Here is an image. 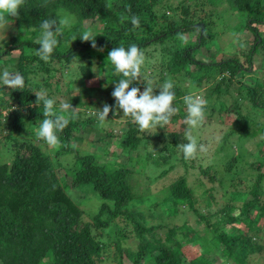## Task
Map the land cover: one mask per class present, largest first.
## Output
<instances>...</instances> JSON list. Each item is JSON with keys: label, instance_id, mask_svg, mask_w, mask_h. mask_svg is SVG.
<instances>
[{"label": "trees", "instance_id": "trees-1", "mask_svg": "<svg viewBox=\"0 0 264 264\" xmlns=\"http://www.w3.org/2000/svg\"><path fill=\"white\" fill-rule=\"evenodd\" d=\"M161 0H25L19 10V16L9 17L15 29H21V34L8 39L6 47L0 51L8 55L17 51L15 70L24 78L22 90H12L7 94V101H2L0 110V136L8 155L7 166L0 163V260L1 264H97L100 260L103 246L91 235V227L99 228L108 224L113 218L125 216L132 225L137 239L136 249L128 250L119 246L116 239L118 257L123 253L127 257L126 264H182L185 258L183 246L186 242H196L201 234L208 235L209 243H219L220 253L233 264H246L253 255L262 251V245L256 241V232H251L250 224L258 222L264 217V194L259 195L255 183L246 185L249 198L240 204L232 199L235 186L239 183L236 177L230 179L225 189L223 206L211 213L195 215L203 222L202 233L194 227L188 226L180 232L179 238L173 237L176 226H169L165 236H154V225L145 226L143 216L127 207L136 196L132 191V184L128 179L131 172L123 165H106L94 162L92 154H79L69 145V140L75 130L86 126L91 119L70 120L69 124L59 132L61 146L54 152L56 155L73 152L70 171V184H60L56 178L50 158L29 140H18L16 134L24 125L30 126L37 119H44L42 104H36V87L45 91L50 88L49 78L55 69L68 67L74 60H80L78 70L82 80L90 79L92 61L87 58L82 61L83 52L103 49L104 56L113 47L127 48L136 44L143 52L149 44L164 43V39L185 31L195 30V40L187 45L166 47L158 60L159 79L163 81L168 75L175 79V96L187 94L185 85H179L188 77L190 83L199 87L211 78V72L221 73L219 78L236 76L241 63L238 57H231L219 61H202L195 59L191 52L203 43L202 20L183 21L178 26L160 29L153 8ZM228 8L242 14L243 26L252 34L253 41L244 55V61L251 65L253 55L259 53L264 56V36L257 30V25H264V0H224ZM216 4L220 0H208ZM67 11L74 15L75 22L64 33L58 36V44L54 49L50 62H45L35 55L39 47L36 39L39 36L40 24L45 19H59V12ZM186 12V9H183ZM101 15V16H100ZM139 17V26L131 24L130 17ZM100 16L103 19L102 28L93 34L97 47L91 46V41H82L80 23ZM36 29L31 31V29ZM76 40L72 41L73 37ZM23 47L29 48L31 53H24ZM262 59V57H261ZM36 63V69H32ZM54 64V65H51ZM188 64L195 66L194 71L187 68ZM219 68V70H218ZM226 71L228 75L223 73ZM14 72V73H16ZM94 73V72H93ZM38 74L39 80L28 82V79ZM108 80H118L120 77L111 70L107 72ZM31 83V84H28ZM146 81L134 82L130 87L143 89ZM244 87L253 106L260 108L264 114V95L260 93L264 86V78L256 79L253 86L245 83ZM4 87L7 86H2ZM0 88V89H2ZM218 89V83L214 90ZM155 91V90H154ZM156 92V91H155ZM48 96V93L45 92ZM157 94V93H156ZM236 106V105H234ZM233 108V107H231ZM236 108V107H235ZM183 114L175 113L170 122ZM125 136L122 139L124 147L133 149L141 139L153 138L157 132L145 135L126 117ZM170 136L176 137L174 132ZM225 136V135H224ZM222 137V139L224 138ZM176 141V138L173 140ZM168 151L167 147L162 148ZM161 156V155H160ZM163 155L160 161H164ZM155 162V161H154ZM159 164V163H155ZM260 167V163H256ZM209 167L201 169L202 174L208 175ZM260 175L257 176L259 179ZM213 182L214 176L208 175ZM237 180V181H236ZM91 185L100 202L90 222H82L80 211L75 207L64 188L75 185ZM163 190V189H162ZM211 190V186L206 189ZM161 201H168V213L174 214L178 203L189 204L193 200L191 188L185 183L183 176H178L163 190ZM209 201L213 199L210 191L206 192ZM146 198H144L145 200ZM255 205L256 212L249 213ZM225 208L232 211V215L225 214ZM213 215L215 222H210L208 215ZM222 222L219 224L218 222ZM239 223V230H226L225 225L232 222ZM199 223V221H196ZM185 236V237H184ZM184 237V240L183 238ZM46 256L45 260H42ZM48 258V259H47ZM191 264H213L210 258L201 254L191 256ZM264 262V256H263ZM117 264H122L120 259Z\"/></svg>", "mask_w": 264, "mask_h": 264}, {"label": "rangeland", "instance_id": "rangeland-1", "mask_svg": "<svg viewBox=\"0 0 264 264\" xmlns=\"http://www.w3.org/2000/svg\"><path fill=\"white\" fill-rule=\"evenodd\" d=\"M183 9H186V12H183ZM153 12L160 29L178 26L183 21L198 23L202 20L203 43L191 52L195 59L202 61L212 59L217 62L238 57L241 63L242 69H239L233 78L220 79L222 74L212 71L211 78L199 87L191 84L188 77L179 84L185 85L187 94L195 93L208 101L204 122L192 130V135L196 137L198 144L207 147L206 152L198 151L195 158L186 160L177 147L181 143H187L184 135L188 129L185 122L187 108L182 99L187 94L175 96L176 99L173 102V106L178 110L177 113L183 114V116L169 122L163 128L157 127V129L144 131L145 135L154 132L157 134L153 138L141 139L133 149L122 145L127 126L126 117L123 116L122 111L115 115L110 112L103 127L99 126L94 112L96 109H102L105 103L110 106L115 105L111 92L115 82L118 81L108 80L107 72L110 68L114 72V68L100 50L82 53V61L87 58L92 61L90 79L82 80V74L78 70V64L81 61L74 60L68 64V67L53 71L48 80L50 88H46L47 91L38 86L35 93L47 92V97L55 100L54 107L57 111H59V105L62 102H69L73 107H77L79 120L91 119L86 126L75 130V134L69 140V145L79 154H92L93 160L97 164L123 165L130 169L128 179L136 196L128 203L127 207L142 214V222L145 226H155L154 236L163 238L167 228L175 225L176 233L173 237L179 238L180 232L188 226L194 227L200 234L202 233L203 222L198 215H204L207 211L213 213L223 206L225 189L233 177L239 179L232 196L236 204L249 198L246 185L252 182H256L257 193L264 194V114L260 108L253 106L244 87L242 88L240 85L245 83L253 86L256 79L264 78V56L259 53L253 55L251 65L244 61V55L248 51L253 37L251 32L243 26L242 14L230 10L224 0H220L216 4H210L208 0H161L154 6ZM61 15H68L72 17L73 23L75 22L73 14L61 10L59 16ZM100 16L82 20L80 23L82 32L85 30H90L93 34L98 32L103 25V19ZM10 22L11 24L4 35L0 33V51L6 47L10 37L22 33L21 29H15L13 22ZM257 30L264 36V25H257ZM195 32L192 30L179 33L185 36L186 43L181 41L177 34L164 39L161 46L159 43H153L144 48L145 63L141 69V80L150 81L154 88H159L169 79L175 82L172 75L166 76L163 81L159 79L158 60L162 48L164 50L166 47L175 45L185 46L195 40ZM22 49L24 53L32 52L27 47ZM17 53V51H12L8 55H0V72L5 69L13 73L16 72ZM48 63L51 62L48 61ZM35 65L36 63L32 69L38 72ZM187 68L190 71L195 70L193 64H188ZM223 73L228 75L226 71ZM39 79L40 77L36 74L31 79L29 78L28 82H35ZM216 83H218V89L214 90ZM12 90L8 87L0 89V106L2 101H7V94ZM155 91L158 94L159 89H155ZM259 95L261 99V95H264V86ZM0 111L2 112V110ZM42 120L37 119L30 126L24 125L16 134V138L19 141L29 140L36 144L43 154L50 158L53 172L59 183L68 185L70 184L69 167L73 161V152L66 151L56 155L54 152L57 149L47 146L43 141H38L35 138L34 129L39 126ZM171 132L176 133L177 136H170ZM174 138H176L175 142ZM1 139L0 136V163L7 166L8 155ZM164 146L168 148V151L162 149ZM163 155L165 160L161 162L160 159ZM256 163H260L261 166H255ZM207 167H209L208 175L214 176L213 182L208 180L207 174L201 173V169ZM181 175L186 185L191 188L193 200L189 204L178 203L174 214H169L167 209L170 203L161 201V196L164 195L163 190L166 186ZM258 175H260L259 179ZM210 186L211 190H206ZM64 190L80 211V220L90 222L100 202L91 185H75L64 188ZM207 191H210L213 196L211 201L207 198ZM144 198L146 199L144 200ZM193 208L198 212L197 216L193 212ZM256 209L254 205L250 208L249 213L256 212ZM224 212L227 215H232V211L228 208H225ZM208 217L210 222H215L213 215L210 214ZM238 226L239 223L234 221L227 223L225 228L228 231L239 230ZM250 227L251 232H256L257 243L261 244L263 248L261 252L254 254L246 264H264V217L260 218L258 222L250 224ZM90 233L103 246L97 264H117L118 259L122 261V264H126L127 257L123 253L118 257L116 239L119 240L120 247L131 251L136 249L137 239L134 236L132 225L123 215L113 218L105 226L91 227ZM184 237H182L183 240ZM221 248L219 243H209L208 235L202 233L196 242L184 244L182 249L186 260L184 259L182 264H191L187 261L188 258L199 254L210 258L213 264H233L232 261L222 256ZM45 259L46 256L42 258V260ZM143 264L149 263L144 261Z\"/></svg>", "mask_w": 264, "mask_h": 264}, {"label": "clouds", "instance_id": "clouds-1", "mask_svg": "<svg viewBox=\"0 0 264 264\" xmlns=\"http://www.w3.org/2000/svg\"><path fill=\"white\" fill-rule=\"evenodd\" d=\"M24 2L25 0H0V33L4 35L10 26L9 17L18 18L19 10ZM130 20L133 26H139V17L132 15ZM72 23L73 19L68 15H61L58 20H43L40 24L39 36L35 41L39 45L35 50V55L48 62L59 42L57 37L63 35L64 29L70 28ZM35 30L31 29V31ZM95 37L90 30H85L79 39L91 41V46L95 49L97 47ZM178 38L187 42L183 34H178ZM74 40H76L75 36L72 38V41ZM98 50L102 51L103 49ZM106 58L120 78L115 82L111 92L115 105L110 106L105 103L102 109H96L94 112L99 126L103 127L110 112L115 115L121 111L123 116L130 118L141 132L157 129V127L163 128L167 125L171 117L178 111L173 106L176 97L174 83L171 79L165 81L159 88H154L150 81L144 84L143 91L138 87H130L134 82L141 81V69L145 63V54L136 44H131L127 48L113 47ZM0 85L13 90H22L24 78L18 72L13 73L5 69L0 72ZM155 89H159L158 94L154 91ZM35 94V103L42 104L44 117L39 126L34 129L35 138L38 141H43L47 146L58 149L61 146L58 133L63 131L70 120L77 118V107H73L69 102H62L59 105V111H57L54 107L56 103L54 99L48 98L46 93ZM182 99L187 108L185 122L188 129L184 134L187 143H181L177 147L184 159L190 160L195 158L198 151H207L205 145L198 144L196 137L192 135V130L204 122L208 101L195 93H189Z\"/></svg>", "mask_w": 264, "mask_h": 264}, {"label": "water", "instance_id": "water-1", "mask_svg": "<svg viewBox=\"0 0 264 264\" xmlns=\"http://www.w3.org/2000/svg\"><path fill=\"white\" fill-rule=\"evenodd\" d=\"M199 25H200V27L202 26L201 23Z\"/></svg>", "mask_w": 264, "mask_h": 264}]
</instances>
